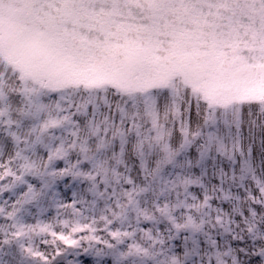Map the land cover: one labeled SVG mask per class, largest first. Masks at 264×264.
<instances>
[{"label": "snow or ice", "instance_id": "snow-or-ice-1", "mask_svg": "<svg viewBox=\"0 0 264 264\" xmlns=\"http://www.w3.org/2000/svg\"><path fill=\"white\" fill-rule=\"evenodd\" d=\"M0 264H264V0H0Z\"/></svg>", "mask_w": 264, "mask_h": 264}]
</instances>
